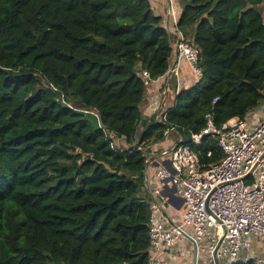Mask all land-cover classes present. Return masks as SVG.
<instances>
[{"label": "trees", "instance_id": "obj_1", "mask_svg": "<svg viewBox=\"0 0 264 264\" xmlns=\"http://www.w3.org/2000/svg\"><path fill=\"white\" fill-rule=\"evenodd\" d=\"M176 26L201 76L143 121L142 72L165 75L174 43L148 0H0V264H150L149 146L264 104V0H183Z\"/></svg>", "mask_w": 264, "mask_h": 264}, {"label": "built area", "instance_id": "obj_2", "mask_svg": "<svg viewBox=\"0 0 264 264\" xmlns=\"http://www.w3.org/2000/svg\"><path fill=\"white\" fill-rule=\"evenodd\" d=\"M176 21L170 28L175 50L198 79L199 50L177 29ZM171 72L176 76V97L182 84L178 68L174 66ZM142 76L146 84L148 73L143 71ZM156 118L164 121L166 112ZM170 131H175L173 126L165 134ZM203 135L216 136L224 154L218 163L206 168L192 148ZM160 155L165 160L154 170L153 185L145 171V186L154 204L148 229L150 264H168L159 255L187 236L202 244L201 250L198 245L197 249L204 252V264H214L212 253L218 241L219 262L231 264L252 258L254 264H264V252L253 255L248 252L253 237L264 238V118L250 126L234 117L215 128L207 116L201 133L189 134V142L180 136ZM163 199L181 210L179 221L169 220Z\"/></svg>", "mask_w": 264, "mask_h": 264}, {"label": "crops", "instance_id": "obj_3", "mask_svg": "<svg viewBox=\"0 0 264 264\" xmlns=\"http://www.w3.org/2000/svg\"><path fill=\"white\" fill-rule=\"evenodd\" d=\"M151 9L155 15L162 18V23L165 27L171 28L174 19L177 20L183 7V0H148ZM177 51L175 50L173 44V52L170 61V66L178 68L179 79L181 80V89L186 88L196 81V78L192 74V71L184 58H177ZM170 68V67H169ZM169 70V69H168ZM168 72V71H167ZM167 73L157 79L150 80L147 82V89L145 97L140 105L142 120L148 121L153 115L156 117L159 113L166 111L175 100V87H176V76L174 73H170L169 77L166 76ZM264 118V104L260 105L256 109L250 111L247 117L244 119L245 122L254 126L259 123ZM142 130V125L139 126V133ZM179 134L176 131H170L166 134L165 139L149 146V151L146 153L147 156V176L150 180V185H153L155 180L153 178L154 170L160 165V163L165 160V157L161 156V152L167 149L170 145L177 142L179 139ZM122 141L124 147L126 143L122 138H117ZM121 143V142H120ZM161 198H158L160 202ZM164 201V199H163ZM162 206L170 221L175 222L181 219V210L169 205L167 202H162ZM201 250L200 243L197 244ZM193 244L188 238V236L180 241L175 247L168 249L167 251L161 253L159 257L167 261L168 264H186L188 256L192 257ZM199 251V250H198ZM250 254H261L264 252V238L253 237L251 240V245L249 247ZM200 259L205 263L204 252L199 251ZM220 264H225L220 261Z\"/></svg>", "mask_w": 264, "mask_h": 264}, {"label": "water", "instance_id": "obj_4", "mask_svg": "<svg viewBox=\"0 0 264 264\" xmlns=\"http://www.w3.org/2000/svg\"><path fill=\"white\" fill-rule=\"evenodd\" d=\"M171 69H172V67L170 66V68H169V70L167 72V75H166L167 77H169V75L171 73ZM146 81L149 82L150 79L148 78V79H146ZM146 169H147V166H145L144 171H146ZM188 238L190 239V241L193 244V253H192V262H191V264H197V256H198L197 244H196V242H195V240L193 238H191V237H188ZM219 244H220V241H218V243L215 246V248L213 250V253H212L213 259H214V264H220V262H219V260H218V258L216 256V251H217V248H218Z\"/></svg>", "mask_w": 264, "mask_h": 264}, {"label": "rangeland", "instance_id": "obj_5", "mask_svg": "<svg viewBox=\"0 0 264 264\" xmlns=\"http://www.w3.org/2000/svg\"><path fill=\"white\" fill-rule=\"evenodd\" d=\"M262 8H263V6H262ZM112 142H113V145H115L116 147L124 148L122 141L118 140L116 137H113ZM173 250H174V248H173ZM192 253H193V250H192ZM199 258H200V254H198V256H197V259H199ZM191 262H192V257L188 256L186 264H191Z\"/></svg>", "mask_w": 264, "mask_h": 264}]
</instances>
